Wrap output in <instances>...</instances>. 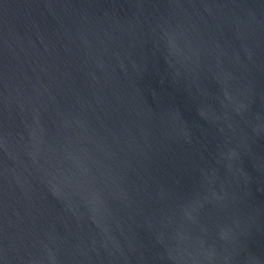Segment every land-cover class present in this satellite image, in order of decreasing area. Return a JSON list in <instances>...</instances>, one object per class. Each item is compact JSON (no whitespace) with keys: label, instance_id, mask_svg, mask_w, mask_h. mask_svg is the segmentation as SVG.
I'll use <instances>...</instances> for the list:
<instances>
[{"label":"water","instance_id":"obj_1","mask_svg":"<svg viewBox=\"0 0 264 264\" xmlns=\"http://www.w3.org/2000/svg\"><path fill=\"white\" fill-rule=\"evenodd\" d=\"M0 264H264V0H0Z\"/></svg>","mask_w":264,"mask_h":264}]
</instances>
